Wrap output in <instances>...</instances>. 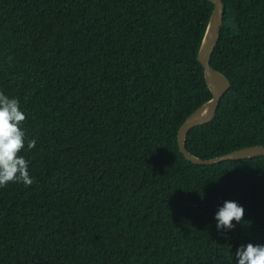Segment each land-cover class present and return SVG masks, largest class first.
<instances>
[{
	"label": "trees",
	"instance_id": "1",
	"mask_svg": "<svg viewBox=\"0 0 264 264\" xmlns=\"http://www.w3.org/2000/svg\"><path fill=\"white\" fill-rule=\"evenodd\" d=\"M211 66L230 80L187 150L264 146V0H222ZM209 0H0V92L19 99L34 183L0 187V264H238L264 245V156L185 159L211 97ZM225 201L245 210L218 232Z\"/></svg>",
	"mask_w": 264,
	"mask_h": 264
},
{
	"label": "clouds",
	"instance_id": "2",
	"mask_svg": "<svg viewBox=\"0 0 264 264\" xmlns=\"http://www.w3.org/2000/svg\"><path fill=\"white\" fill-rule=\"evenodd\" d=\"M26 115L19 99L0 92V187L10 182H22L30 186L34 180L28 172V161L23 155L25 145L29 150L36 146V139H28L23 128ZM244 208L235 201H225L215 215L218 232L231 231L244 218ZM238 264H264V245L249 243L235 253Z\"/></svg>",
	"mask_w": 264,
	"mask_h": 264
},
{
	"label": "water",
	"instance_id": "3",
	"mask_svg": "<svg viewBox=\"0 0 264 264\" xmlns=\"http://www.w3.org/2000/svg\"><path fill=\"white\" fill-rule=\"evenodd\" d=\"M209 1L213 4V8L198 49L197 58L202 65L205 82L211 93V97L196 108L179 125L177 130V144L179 151L186 160L199 165H211L226 160L264 156L263 145L243 147L208 159L199 158L198 156L191 154L185 146L186 136L192 128L206 124L215 117L220 100L230 87V80L228 77L222 72L214 69L210 64L212 53L219 40L225 6L222 0Z\"/></svg>",
	"mask_w": 264,
	"mask_h": 264
}]
</instances>
